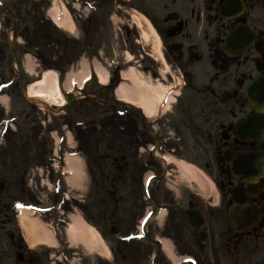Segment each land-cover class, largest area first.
Returning <instances> with one entry per match:
<instances>
[{"label":"flooded vegetation","instance_id":"flooded-vegetation-1","mask_svg":"<svg viewBox=\"0 0 264 264\" xmlns=\"http://www.w3.org/2000/svg\"><path fill=\"white\" fill-rule=\"evenodd\" d=\"M148 17L162 80L177 83L153 118L113 101L121 153L97 218L110 234L101 263H264V0H164ZM180 163L204 172L217 200ZM10 184L0 171V264H57L20 240Z\"/></svg>","mask_w":264,"mask_h":264},{"label":"rangeland","instance_id":"rangeland-1","mask_svg":"<svg viewBox=\"0 0 264 264\" xmlns=\"http://www.w3.org/2000/svg\"><path fill=\"white\" fill-rule=\"evenodd\" d=\"M3 1L10 8L11 15L0 9L2 21L0 84L7 83L16 77L10 65L11 52L6 42V33L13 29L12 44H16L17 41L20 43L14 45L18 53L15 69L19 73L23 87L39 78L45 70L55 71L63 80L68 72L77 70L80 61L87 62L91 68L101 64L111 75L116 67L120 70L126 69L127 64L123 62L130 58V65L135 71L141 73L151 87L158 86L155 91H144L155 101V107L164 92L168 95L169 91L174 90L176 81L168 85L162 80L169 69L157 56L158 50L161 54V44L160 46L156 44L154 26L148 17V10H156L164 0H79L81 6L77 10L73 7V0H62L68 6L75 25L72 32L56 27L51 21L47 14L51 0ZM87 1H94L91 10L83 6ZM134 15L147 19V22L143 23L144 30L148 34L145 42L141 39L140 31L133 22ZM24 48L30 49L32 56H21ZM28 57L33 63L34 74L32 75L23 68L27 66ZM87 83L84 89L86 92L95 93L102 86L97 79ZM127 83L129 86L132 84ZM1 91L9 97L11 110L8 117L16 122V125L9 130L7 127L3 128L4 134H1V138L4 135V140L2 145L0 144L2 148L0 171L11 182L10 200L13 202V213L17 216L20 208H26L33 212L32 214L45 228L52 227L57 239L53 242L55 246H58L59 253L62 252L65 256L63 260L67 261L66 263L69 262L66 260L70 256L69 252L73 251L77 253V256L74 254L71 256L82 258L77 261L78 264H103L100 260L103 257L99 256V254L104 255L101 236L103 234L105 239H109L110 234L107 229H102L97 223V218L101 216L100 209L106 199L103 195L109 194V190L114 189L112 179L115 178L117 171L110 164L114 162V159L117 160L118 154L121 153L115 145L116 125L112 106L99 102L97 109L93 110L84 102L80 110L67 107L63 113L54 115L44 107L41 110L27 102L22 96L21 85L16 78L8 88ZM76 92L75 89L68 98L75 96ZM107 97L109 99L115 97L114 88ZM170 99L172 98H169L166 107L170 106ZM3 117L0 108V123ZM55 129L60 136L57 158L52 155L55 148L52 138ZM65 131H70L72 141L70 144L82 155V157L72 156L79 161L80 174L77 186L69 187L70 190H78L84 195L80 198H74L67 193L65 186L58 184V180H61L59 169L61 156L68 149ZM49 160H54L56 169L50 165ZM189 169L185 177L187 179L195 177L200 183V193L203 196L211 194L217 200L218 194L209 177L204 172L199 173L192 168ZM22 176L24 191L19 192ZM64 193L68 195V204L63 202L61 197ZM116 193L111 192V194ZM82 200L84 202H81ZM83 204H86L88 208L85 209ZM107 204L112 209L113 199L109 198ZM57 206L61 207L60 210L63 213L58 212ZM72 215L81 216L99 233L100 240H89L91 249H87L78 242L71 245V248H67L68 243L64 242L63 230L65 223ZM15 224L18 229L17 223ZM49 250L45 246H39L34 251L43 262V259H47ZM228 261L225 260L223 264H231V260ZM57 262V264H65ZM120 264H130V262Z\"/></svg>","mask_w":264,"mask_h":264},{"label":"bare ground","instance_id":"bare-ground-1","mask_svg":"<svg viewBox=\"0 0 264 264\" xmlns=\"http://www.w3.org/2000/svg\"><path fill=\"white\" fill-rule=\"evenodd\" d=\"M48 14L59 28L69 32L73 30V22L70 18V13L61 0H53ZM132 18L134 24L137 26L136 28L140 31L141 39L144 42L147 41L146 37H148V34L143 27V23L145 24L147 19L143 16L140 18L136 15L132 16ZM154 37H156V44L160 46L158 36L154 34ZM157 56L162 61L160 50H158ZM129 59L130 58L127 60L129 61ZM26 65L29 71L33 69V63L30 61L29 57ZM94 70L98 82L103 85L106 84L109 79L107 69L101 64H96ZM121 76L123 80L131 82L132 84L129 86L127 82L122 81L115 89L116 96L131 104L135 103L136 98L137 101L139 100L138 105L144 113L147 114V116L152 117L155 113V101L148 97L147 93L145 94L144 91H155L158 86L151 87L148 81L146 82L143 75L135 71L132 66H129L126 70H121ZM88 77L89 67L88 63L84 61H80L77 70L68 72L62 83V87L59 83L57 74H55L53 70H45L42 72L41 77L26 85L27 96L38 100V102L45 107H47V105L63 106L65 105V98L62 90L70 91L72 82H76V84L81 87ZM161 88L162 85L160 86V89ZM5 99V95L0 97L1 104H4ZM66 163L67 167L65 169L72 172L71 176H68L66 180L71 187H75L77 186V179L80 174V169L78 167L80 166L79 161L76 157L67 156ZM179 169L182 174L188 173V168L183 164H179ZM19 212L18 221L23 233L25 234V239L28 245L31 247L38 244L52 246L53 240L51 238L50 231L46 229L37 218L31 216V212L29 210L20 209ZM64 231L66 232L67 239L71 245H75L78 242L87 249H91L92 246L89 240H100V235L95 228L84 221V219L79 215H72L69 217V223ZM103 254H108V251L105 250V248L103 249Z\"/></svg>","mask_w":264,"mask_h":264},{"label":"water","instance_id":"water-1","mask_svg":"<svg viewBox=\"0 0 264 264\" xmlns=\"http://www.w3.org/2000/svg\"><path fill=\"white\" fill-rule=\"evenodd\" d=\"M53 111L60 112L61 111V108L60 109H57V110H53ZM234 172H235V170H234ZM0 212H1V209H0ZM0 217H1V213H0Z\"/></svg>","mask_w":264,"mask_h":264},{"label":"trees","instance_id":"trees-1","mask_svg":"<svg viewBox=\"0 0 264 264\" xmlns=\"http://www.w3.org/2000/svg\"><path fill=\"white\" fill-rule=\"evenodd\" d=\"M79 103L81 104V101L75 102V103H73L72 105H73V106H77Z\"/></svg>","mask_w":264,"mask_h":264}]
</instances>
